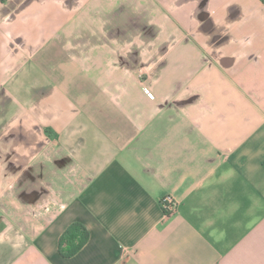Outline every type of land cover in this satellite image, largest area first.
Segmentation results:
<instances>
[{
  "label": "crops",
  "instance_id": "crops-1",
  "mask_svg": "<svg viewBox=\"0 0 264 264\" xmlns=\"http://www.w3.org/2000/svg\"><path fill=\"white\" fill-rule=\"evenodd\" d=\"M0 264H264V0H0Z\"/></svg>",
  "mask_w": 264,
  "mask_h": 264
},
{
  "label": "trees",
  "instance_id": "trees-1",
  "mask_svg": "<svg viewBox=\"0 0 264 264\" xmlns=\"http://www.w3.org/2000/svg\"><path fill=\"white\" fill-rule=\"evenodd\" d=\"M87 240L85 228L74 223L70 225L59 239V251L63 256L75 254Z\"/></svg>",
  "mask_w": 264,
  "mask_h": 264
},
{
  "label": "built area",
  "instance_id": "built-area-1",
  "mask_svg": "<svg viewBox=\"0 0 264 264\" xmlns=\"http://www.w3.org/2000/svg\"><path fill=\"white\" fill-rule=\"evenodd\" d=\"M161 209L165 215H170L175 211L176 203L171 197H164L160 202Z\"/></svg>",
  "mask_w": 264,
  "mask_h": 264
}]
</instances>
